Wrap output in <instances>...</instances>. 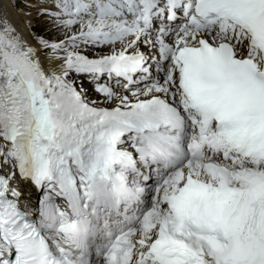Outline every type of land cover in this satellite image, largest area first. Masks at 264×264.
Returning a JSON list of instances; mask_svg holds the SVG:
<instances>
[{"label": "snow or ice", "instance_id": "snow-or-ice-1", "mask_svg": "<svg viewBox=\"0 0 264 264\" xmlns=\"http://www.w3.org/2000/svg\"><path fill=\"white\" fill-rule=\"evenodd\" d=\"M20 2L0 264H264V0Z\"/></svg>", "mask_w": 264, "mask_h": 264}, {"label": "rangeland", "instance_id": "rangeland-1", "mask_svg": "<svg viewBox=\"0 0 264 264\" xmlns=\"http://www.w3.org/2000/svg\"><path fill=\"white\" fill-rule=\"evenodd\" d=\"M36 8H31V9H25V11H31V19H32V17H33V19H32V21H34L36 18L34 17V14H35V12H36ZM37 21V20H36ZM37 23V22H36ZM36 26H40L39 28L42 30V32L43 33H47L48 35H53L52 33H48L47 31H46V29L49 27V25H46V26H43V25H41L40 23H38V24H36Z\"/></svg>", "mask_w": 264, "mask_h": 264}, {"label": "bare ground", "instance_id": "bare-ground-1", "mask_svg": "<svg viewBox=\"0 0 264 264\" xmlns=\"http://www.w3.org/2000/svg\"><path fill=\"white\" fill-rule=\"evenodd\" d=\"M11 15L14 19H17L18 22L20 23L21 27H24V17L22 13H17L14 8L11 9ZM27 31V29H25Z\"/></svg>", "mask_w": 264, "mask_h": 264}]
</instances>
